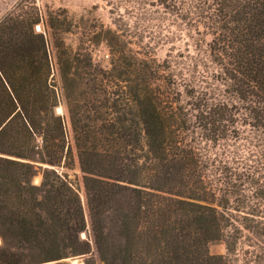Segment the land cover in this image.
Instances as JSON below:
<instances>
[{"label": "trees", "instance_id": "obj_1", "mask_svg": "<svg viewBox=\"0 0 264 264\" xmlns=\"http://www.w3.org/2000/svg\"><path fill=\"white\" fill-rule=\"evenodd\" d=\"M102 1L0 20V264H264V0Z\"/></svg>", "mask_w": 264, "mask_h": 264}, {"label": "rangeland", "instance_id": "obj_2", "mask_svg": "<svg viewBox=\"0 0 264 264\" xmlns=\"http://www.w3.org/2000/svg\"><path fill=\"white\" fill-rule=\"evenodd\" d=\"M18 0H0V20L13 8L15 3ZM37 3L40 6L47 5L52 9H58L62 8L65 9L68 14L71 17H74L75 19H78L79 17H84L88 21H93V19L99 20L101 23H103L106 26H111V15L109 14L108 10L109 7L106 6V3L102 0H36ZM39 27H37V30ZM71 40V37L69 38ZM68 40V42H69ZM168 46H158L155 50V57L157 59H163L166 53ZM106 51L103 47H99L95 51V56L97 59L100 57H105ZM60 107V111H57V108ZM56 108V112L60 115L65 114L64 107L62 105L58 106ZM42 165V164H39ZM45 167L46 165H42ZM73 174H76L79 179V185H80V194L82 199L84 200V189L81 183V173L80 170L76 164L75 169L71 172ZM41 181V175L37 174L33 178V182L35 184H39ZM84 204V213L85 216H88L87 207ZM1 244V240H0ZM209 251L211 254H224L225 253V246L223 243L218 244H211L209 246ZM80 262H83L82 258H79ZM98 262V261H97ZM46 264V263H44ZM97 264H102L101 262H98Z\"/></svg>", "mask_w": 264, "mask_h": 264}, {"label": "water", "instance_id": "obj_3", "mask_svg": "<svg viewBox=\"0 0 264 264\" xmlns=\"http://www.w3.org/2000/svg\"><path fill=\"white\" fill-rule=\"evenodd\" d=\"M64 262H67V264H80V259L78 257H71L63 260ZM54 262L46 263V264H52Z\"/></svg>", "mask_w": 264, "mask_h": 264}, {"label": "bare ground", "instance_id": "obj_4", "mask_svg": "<svg viewBox=\"0 0 264 264\" xmlns=\"http://www.w3.org/2000/svg\"><path fill=\"white\" fill-rule=\"evenodd\" d=\"M57 111H58V112L60 111V107L57 108ZM80 264H83V263H80Z\"/></svg>", "mask_w": 264, "mask_h": 264}]
</instances>
